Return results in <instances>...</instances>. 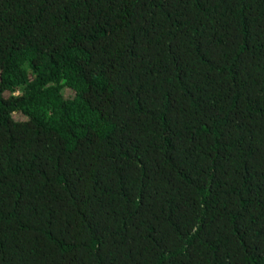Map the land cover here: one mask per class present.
<instances>
[{
	"label": "trees",
	"instance_id": "trees-1",
	"mask_svg": "<svg viewBox=\"0 0 264 264\" xmlns=\"http://www.w3.org/2000/svg\"><path fill=\"white\" fill-rule=\"evenodd\" d=\"M0 264H264V0H0Z\"/></svg>",
	"mask_w": 264,
	"mask_h": 264
}]
</instances>
